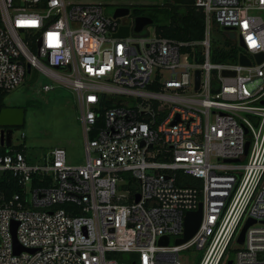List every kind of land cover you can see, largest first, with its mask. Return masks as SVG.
Masks as SVG:
<instances>
[{
    "label": "built area",
    "instance_id": "2783aa9c",
    "mask_svg": "<svg viewBox=\"0 0 264 264\" xmlns=\"http://www.w3.org/2000/svg\"><path fill=\"white\" fill-rule=\"evenodd\" d=\"M86 1L0 0V93L33 70L72 89L87 158L0 155L24 189L0 201V264H189L194 250L192 264H264V0H194L205 32L191 42L116 38L130 16ZM214 24L235 34L237 60L214 61Z\"/></svg>",
    "mask_w": 264,
    "mask_h": 264
},
{
    "label": "rangeland",
    "instance_id": "374dc122",
    "mask_svg": "<svg viewBox=\"0 0 264 264\" xmlns=\"http://www.w3.org/2000/svg\"><path fill=\"white\" fill-rule=\"evenodd\" d=\"M84 2L87 1L84 0ZM93 2L104 4L105 13L112 16L117 8L127 5L132 6V12L138 9L147 14L153 13V16L157 15L158 18L164 17L162 6L165 0H93ZM147 5L157 6L158 11H151L150 8L145 7ZM154 33L156 32L153 24L144 29L141 34L135 35H153ZM212 39L214 48L228 41L236 45L235 41L226 38L216 24L212 31ZM46 85H52L55 89L45 92L43 88ZM5 103L10 107H21L26 111L24 125L13 130V148L21 147L29 163L44 164L54 149L64 148L69 165L86 164L85 134L79 120L76 94L72 89L33 70L31 74H27L20 87L7 94ZM2 175L0 173V178ZM196 255L195 250L188 254L189 264H192Z\"/></svg>",
    "mask_w": 264,
    "mask_h": 264
},
{
    "label": "trees",
    "instance_id": "16d2710c",
    "mask_svg": "<svg viewBox=\"0 0 264 264\" xmlns=\"http://www.w3.org/2000/svg\"><path fill=\"white\" fill-rule=\"evenodd\" d=\"M125 7L130 8L132 6ZM146 8H150L151 11H158L157 6L147 5ZM135 16H147L154 20L155 32L157 36L176 41H199L204 38L205 32V15L204 12L196 6H183L174 4L169 0H165V4L162 6V14L164 17L158 18L157 15L153 16V13L147 14L141 12L138 9L133 11ZM231 42L228 41L224 46L216 49L214 61L215 62H229L237 60L238 51L236 49H228ZM220 52V53H219ZM7 93H0V113L7 106L5 98ZM111 106L110 102L106 103ZM13 151L22 152L25 156V151L20 148H8L0 147V155H6ZM27 157V156H26ZM27 161L29 162L28 158ZM49 181L46 182L48 184ZM35 185H38L36 182ZM24 189L18 184L17 179L11 172L4 173L0 178V201L4 199H10L13 195L22 194Z\"/></svg>",
    "mask_w": 264,
    "mask_h": 264
},
{
    "label": "water",
    "instance_id": "95a60500",
    "mask_svg": "<svg viewBox=\"0 0 264 264\" xmlns=\"http://www.w3.org/2000/svg\"><path fill=\"white\" fill-rule=\"evenodd\" d=\"M174 4L183 5V6H194V0H169ZM131 9L127 7H119L114 12V18L126 17L130 16ZM133 29L131 30L130 26L121 27L118 32L114 35L116 38H127L131 35V31L135 34H141L144 29L154 24V20L147 16H137L132 21ZM226 35L231 40H235L236 36L232 32H226ZM200 52L197 53L196 61L199 62ZM241 63L244 65H250L249 60L245 57H241ZM28 72H30V67L28 68ZM196 82L197 89L200 84V71L196 72ZM25 122V109L23 108H5L0 113V128H2V137H1V145L4 146L6 142V146L9 148L12 146V137L13 130L12 128L21 127ZM9 128V129H6ZM249 143L246 146V155L248 153ZM139 201V198L137 199ZM203 219V205L202 203L199 205V209L194 212H188L185 217V233L184 237L176 240L177 245L184 244L191 240L198 232L201 222ZM255 223L254 221L248 222L246 226L241 231V234L238 238L239 244L244 243L245 232L247 228ZM17 223H14L12 226V232L14 235V244L15 251L17 254L21 253L24 248L18 243L16 238V230ZM168 238L165 237L160 241V245H168ZM228 264H233V261H229Z\"/></svg>",
    "mask_w": 264,
    "mask_h": 264
},
{
    "label": "flooded vegetation",
    "instance_id": "af4514ba",
    "mask_svg": "<svg viewBox=\"0 0 264 264\" xmlns=\"http://www.w3.org/2000/svg\"><path fill=\"white\" fill-rule=\"evenodd\" d=\"M137 17L133 14V12L131 11V14H130V21L134 20V18ZM5 108H21V107H10V106H6ZM4 108V109H5ZM25 116H26V111H25ZM6 129H9V128H6ZM12 130H14V128H12Z\"/></svg>",
    "mask_w": 264,
    "mask_h": 264
}]
</instances>
